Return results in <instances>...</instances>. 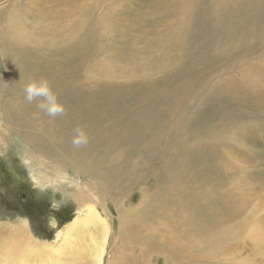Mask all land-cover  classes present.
<instances>
[{
    "label": "rangeland",
    "instance_id": "1",
    "mask_svg": "<svg viewBox=\"0 0 264 264\" xmlns=\"http://www.w3.org/2000/svg\"><path fill=\"white\" fill-rule=\"evenodd\" d=\"M0 15L3 35L14 26L32 40L24 43L28 63L40 54L70 52L68 71L80 89L113 95L151 90L150 97H133L115 110L119 130L129 117L141 121L159 108L170 111L161 129L169 146L161 152L148 149L144 139L110 145L117 176L106 169L98 178L63 150L53 156L58 147L48 136L31 145L21 135L26 128L6 132L0 140V225L26 222L38 264H93L81 247L93 234L104 244L102 264H264V0H0ZM10 63L0 49V90ZM144 111L147 117L140 116ZM111 125L105 121V133ZM177 126L183 130L176 135ZM171 153L181 156L184 178L189 173L198 189L180 207L178 181L170 182L167 202L144 198L157 193ZM60 159L74 163L63 167ZM196 192L207 197L200 213ZM79 193L88 197L84 203ZM92 206L105 234L98 223L96 230L68 236L78 244L71 255L60 232ZM175 213L190 214L197 227L182 217L172 222ZM157 221L153 232L147 224ZM180 238L206 244L190 247L184 259L166 254L172 247L144 248Z\"/></svg>",
    "mask_w": 264,
    "mask_h": 264
},
{
    "label": "bare ground",
    "instance_id": "2",
    "mask_svg": "<svg viewBox=\"0 0 264 264\" xmlns=\"http://www.w3.org/2000/svg\"><path fill=\"white\" fill-rule=\"evenodd\" d=\"M47 16L49 18L57 17L53 14V12L48 11ZM20 27L25 28L24 25H21ZM29 41L32 40L26 35V30L19 29L18 32L16 27L11 26L10 32L3 35L0 29L1 52L4 57L6 54L11 59V63L7 67V72L9 73L7 83H2L0 90L4 111L0 121V127H3L2 132L0 131V140H5V134L8 130L16 129L15 131L21 132V127L26 128V130L21 133L22 137L25 136L26 141H29L31 145H39L44 142L46 143L45 137L48 136L56 142L58 147V149L55 150L56 154L53 153V156L57 157L59 152L63 150L72 158L80 157V162L88 164L87 166L83 163L82 168L86 169V171H90V173L98 176V178L100 175H103L104 170L106 169H108L109 172L111 171L116 176L119 173L115 163L116 155L110 152V145H114L115 143L133 144L144 139L146 140V146L148 149L155 148L161 152L162 149L169 146V144H166L161 137L163 121L170 114V111L167 108H159L155 115H151L149 113L148 115L144 111L140 116L145 114L146 117L148 115L149 118L145 119L142 117L141 121H138L134 117H129L125 123L126 128L122 130H119V126L116 127V124H114V121H117L119 115V113L115 110L122 103L132 100L133 97H137L139 99L148 98L152 94L151 90L133 88V92L126 95L120 93L118 95H113L111 93H102L103 95L100 93H89L90 91L80 89L76 84H73L74 79L68 71L73 59L70 52L62 49V51H58L50 56L40 54L35 63H28L26 61L25 53L30 50V48H28L24 43ZM11 45H16L19 48L12 49ZM40 78H47L50 81L53 90L58 94L59 100L65 106L64 115L55 118L49 117L46 113L37 108L36 105L41 102L40 100L31 104L26 102L24 92L26 84L32 79ZM99 95L101 96L99 97ZM106 108H108L112 113L109 114ZM5 116L8 118L6 123L3 121ZM152 119L154 120L153 122ZM105 121H110L112 123L108 133H105ZM31 127L36 128V130L33 131V128L31 129ZM77 127H83L88 133L87 144L79 147L74 146L72 142L74 138V129ZM181 130H183V127L177 126L175 129L176 135ZM1 135L3 136L1 137ZM175 144L176 146L178 145L177 143ZM174 154L175 156H173ZM170 155L171 156H166L169 171L163 175L161 179H159L160 185L156 187L157 193L152 198H150L149 194L145 195L144 198L152 200L153 203L156 200L158 202L161 201L160 196H162L164 201L167 202L165 193L169 189L170 182L178 181L182 186V200L176 201L175 204H178V207H180L183 202H186L189 196L198 189H196L195 185H192L193 181L191 179L189 181V173L184 172V178L183 171L181 170V156H179L178 153H171ZM94 157L98 159H94ZM60 161L61 163H66V165L62 164L63 167H66L69 163H74L73 160L68 159H60ZM79 163V167L82 166ZM75 166H77V164ZM77 196L81 198L82 203L88 199L85 194L79 193ZM194 200L197 212L200 213V204L206 202L207 197L199 192H196ZM165 214H167V211ZM169 217L174 223L178 221L179 217H182L191 225L197 227V220H194L190 214L184 213L179 215L178 213H175ZM24 223V225L9 223H3L4 225H0V264H38L35 261L38 246L31 241L30 236L27 233L28 230L26 222L24 221ZM98 223H101L102 226H98ZM158 223L159 222L157 221L154 224H147V227L153 232L157 231ZM91 226H93V228ZM97 226L103 233V236L106 231L103 218H101L99 213L95 211V208L92 206L89 208L88 213L84 217H76L74 221L66 226L65 232H60L63 233L61 236L64 237V240L67 243L65 251L73 255L75 252L74 248L78 245L74 244L73 240L70 243L68 236H77L76 233L81 230V233L84 231L86 234L90 232V230H88L89 228L96 230L95 228ZM100 230L97 231L100 232ZM147 238V234L141 236V239H143V241L141 240L142 243H145V241L147 242ZM89 239L85 240L84 245L81 246L82 249L88 250L87 252H91L90 254H92L93 257L91 261L93 264H102L104 244L102 247L100 246L99 242H101V238L100 240L98 239V241L97 237L93 234ZM179 240L182 242L183 238H180ZM179 240L168 239V241L164 244L153 243L150 246L146 245L144 248L148 249L149 247L150 249V247H154L162 251H169V248L172 247L175 250H172L171 248V251L166 254L171 255L174 259L178 257L184 259L187 258V252L191 250L189 249L190 247L195 246L194 248L197 249L206 244L205 242H195L189 238H186V240L180 244ZM74 241L76 242V239H74ZM103 241L105 242V240ZM48 254L50 258L55 260V253L49 252ZM57 259L60 258L58 257ZM190 264L196 263L190 262Z\"/></svg>",
    "mask_w": 264,
    "mask_h": 264
},
{
    "label": "clouds",
    "instance_id": "3",
    "mask_svg": "<svg viewBox=\"0 0 264 264\" xmlns=\"http://www.w3.org/2000/svg\"><path fill=\"white\" fill-rule=\"evenodd\" d=\"M25 100L28 103H37V108L46 113L49 117L62 116L65 113V106L59 100L58 94L53 90L50 81L47 78L32 79L25 88ZM73 145L76 147L87 144L88 133L83 127L74 129Z\"/></svg>",
    "mask_w": 264,
    "mask_h": 264
}]
</instances>
